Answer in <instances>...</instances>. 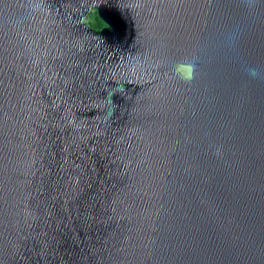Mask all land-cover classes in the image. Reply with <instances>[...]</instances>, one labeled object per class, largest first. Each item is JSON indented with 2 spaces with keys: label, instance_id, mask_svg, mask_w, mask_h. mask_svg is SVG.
Instances as JSON below:
<instances>
[{
  "label": "water",
  "instance_id": "95a60500",
  "mask_svg": "<svg viewBox=\"0 0 264 264\" xmlns=\"http://www.w3.org/2000/svg\"><path fill=\"white\" fill-rule=\"evenodd\" d=\"M0 264H264V0H0Z\"/></svg>",
  "mask_w": 264,
  "mask_h": 264
},
{
  "label": "clouds",
  "instance_id": "9594fccd",
  "mask_svg": "<svg viewBox=\"0 0 264 264\" xmlns=\"http://www.w3.org/2000/svg\"><path fill=\"white\" fill-rule=\"evenodd\" d=\"M177 71L180 74V77L184 80H191L195 74V65L192 63L180 64L177 67ZM252 75L256 74V69L252 68L249 70Z\"/></svg>",
  "mask_w": 264,
  "mask_h": 264
}]
</instances>
